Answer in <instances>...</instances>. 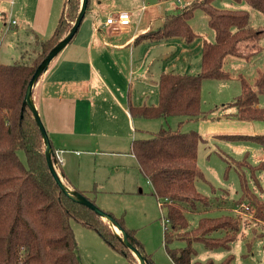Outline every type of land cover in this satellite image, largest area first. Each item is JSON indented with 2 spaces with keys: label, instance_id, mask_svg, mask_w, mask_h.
<instances>
[{
  "label": "trees",
  "instance_id": "trees-1",
  "mask_svg": "<svg viewBox=\"0 0 264 264\" xmlns=\"http://www.w3.org/2000/svg\"><path fill=\"white\" fill-rule=\"evenodd\" d=\"M215 1L194 0L181 10L168 13L159 29L149 30L136 39L152 41L178 36L191 43L200 35L190 23L196 9L207 14L208 24L215 31L214 41H203L201 70L161 73L158 102L131 104L132 117L175 115L194 119L204 116L201 110L203 80L230 78L231 73L225 68L228 56L248 60L262 50L259 40L264 36V27L249 24V10L218 7ZM234 1H246L264 13V0ZM80 4L81 0L65 1L54 32L40 41V48L31 61L0 62V264H83L72 219L95 230L115 251L137 263L132 251L107 222L61 189L48 167L34 114L28 106L23 108L32 75L70 29ZM239 78L242 90L233 102L237 106L233 115L240 119L264 120V107L259 105V97L264 94V66L257 68L253 81L243 74ZM219 137L254 141L264 146V134L227 133ZM204 140L195 129L183 131L171 127H162L151 135L132 140L131 150L140 169L165 209L164 244L175 264H232V253L221 261L197 260L194 243L201 242L211 249H230L234 241L246 236L248 219L234 211L244 199L239 196L228 207L226 201L221 200L214 206L213 199L197 188L198 149ZM66 183L73 187L67 180ZM76 189L87 195L88 191ZM248 200L249 207L254 209L253 218L264 224V198L248 195ZM200 207L204 215L191 227L187 213L196 212ZM114 217L135 238L148 263L159 264L152 254L146 253L135 230L126 226L124 215ZM252 240L247 242L249 247Z\"/></svg>",
  "mask_w": 264,
  "mask_h": 264
},
{
  "label": "rangeland",
  "instance_id": "rangeland-1",
  "mask_svg": "<svg viewBox=\"0 0 264 264\" xmlns=\"http://www.w3.org/2000/svg\"><path fill=\"white\" fill-rule=\"evenodd\" d=\"M95 1L92 0L91 4ZM120 1H125V5L131 8L136 7L137 2H141V0ZM154 1L157 0H146V3ZM214 4L224 8L247 9L250 12L249 24L254 27H264V13L246 1L216 0ZM153 9H157V7L152 5L148 8V10ZM140 11L141 9H137L133 16H138ZM192 23L200 35L195 39L189 53H183L181 47L187 45V42L182 38L178 37L175 42L171 41V46H168L174 51L173 57L178 58L177 60L181 58L180 63L173 64V61L168 63V65L173 64V67L170 68L173 71H185L187 64H181L185 60L182 55L191 60L190 68L187 69L193 68L192 62H196V51H198L196 50L197 42L202 43L204 37L213 39L211 32L215 33V31L209 26L208 16L202 9H196ZM14 38H16L15 31H0V50L5 51ZM259 45L262 50L251 59L247 60L237 56L226 58L225 68L230 71V78L203 80L201 110L204 116L194 119H185L175 115L167 118H136L134 129L126 126L119 129V135L115 140L100 146L101 152L89 153L91 146L83 145L79 147L81 155L74 153L70 157V161L65 159V164L67 163L75 179H82V186L87 189H95V191L86 192L87 195L92 197L100 208L118 217L124 215L126 226L135 230V236L143 244L146 253L152 254L154 260L159 264H175L168 255L164 244L165 209L160 206L152 183L140 169L137 157L131 150L132 140L136 137L151 135L162 127L180 128L183 131L195 129L201 134L211 133V131L223 133L239 131L240 118H234L233 115H231L232 117L228 115L220 117L221 111L219 110H221L222 103H225L224 100L230 98L235 100L240 94L242 90L240 74L253 81L257 68L264 66V36L259 40ZM39 48L40 45L37 50ZM199 53L201 56V50ZM36 54L35 50L30 61ZM171 55V53L168 54V60ZM166 57L167 55L163 56L164 59L156 58L153 65L158 66L159 63H164ZM0 59L6 62L27 61V59L19 57L5 60L1 56ZM153 80H158L156 74L152 79L150 78V81L143 84L146 86L143 89L144 97L150 103H153L152 99L157 96L158 92V83H154ZM259 105L264 107V94L259 97ZM227 109L236 110L237 106L233 102H229ZM205 138L208 140L201 142L198 149L200 175L196 180L197 188L201 193L213 199L214 206L224 200L228 207L229 203L240 196L244 199L243 203L238 205L234 211L240 212L243 218L248 219V226L245 227V238L239 237L232 243L230 249H211L201 242L194 243L197 249L195 258L200 261L209 258L221 261L232 253L234 254L232 264H264V224L253 218L254 209L249 207L248 200V195L264 198V146L254 141L220 139L213 134ZM59 154L63 153L59 151ZM56 164L58 165L57 162ZM62 167L67 173V168ZM187 215L191 227H194L198 219L204 215L203 208L200 207L196 212H188ZM111 225L116 232V226ZM72 226L76 232L83 264H136L117 251L115 253L117 257L105 256L104 252L92 246V241L88 236L82 234V231L93 229L74 219H72ZM93 232L96 231L93 230ZM116 233L120 234V232ZM250 240H252V245L249 247L247 242ZM95 259H99V263Z\"/></svg>",
  "mask_w": 264,
  "mask_h": 264
},
{
  "label": "crops",
  "instance_id": "crops-1",
  "mask_svg": "<svg viewBox=\"0 0 264 264\" xmlns=\"http://www.w3.org/2000/svg\"><path fill=\"white\" fill-rule=\"evenodd\" d=\"M65 1L0 0V31L16 32V38L12 39L5 51L0 50V58L2 56L6 60L19 57L30 60L40 41L54 32ZM191 1L157 0L146 3V0H141L136 7L131 8L125 5V1L96 0L88 8L74 38L40 76L34 86L33 99L48 131L54 154L57 153L62 159L55 166L72 188L91 190L82 186V179H75L67 163L65 164V159L70 161L74 153L81 155L79 147L83 145L91 146L89 153L101 152L100 146L115 140L119 129L124 126L134 129L136 118L130 113V105L154 104L159 100L158 91L157 96L152 99L153 103L147 102L143 90L146 86L143 84L150 81L155 74L159 79L163 72H179L170 68L174 63H180L181 58L177 60L178 58L173 57L174 51L168 47L178 36L152 41L136 39L149 30L159 29L168 13L181 10ZM152 5L157 9L148 10ZM137 9H141L140 14L133 16ZM121 10L130 11L131 21L115 29L106 20ZM192 18L190 23L194 28ZM12 19L17 21L16 24H10ZM211 33L213 39L204 37L202 43L197 42L198 59L196 57V62H192L193 68L187 69L190 68L191 60L188 55V58L182 55L185 60L181 64H187L182 73H198L201 70L202 55L199 52H202L204 39L215 40V33ZM193 43L195 39L181 47L184 54L189 53ZM169 53L172 55L168 60ZM166 55L164 63L153 65L156 58L164 59L163 56ZM1 60L0 62H6ZM170 61L173 64L168 65ZM153 82L158 83V80ZM233 100H224L225 103H222L219 110L220 117H232L236 112L237 109H227L229 102H234ZM233 117L235 118L234 115ZM239 121L240 130L234 132L264 134V120ZM234 132L211 131L200 134L206 141L208 139L205 137L210 134L219 137L220 134ZM59 151L63 154H59ZM62 166L67 168V173ZM82 234L88 236L92 246L104 252L105 256L117 257L116 251L93 230L82 231ZM95 260L99 263V259Z\"/></svg>",
  "mask_w": 264,
  "mask_h": 264
},
{
  "label": "water",
  "instance_id": "water-1",
  "mask_svg": "<svg viewBox=\"0 0 264 264\" xmlns=\"http://www.w3.org/2000/svg\"><path fill=\"white\" fill-rule=\"evenodd\" d=\"M89 6V0H81L80 8L78 11V15L76 19L73 21L70 29L65 33V35L51 48V50L47 53V55L42 59L40 64L37 66L34 74L32 75L29 84L27 86L26 94L23 100V108L28 106L36 119V122L39 126L42 140H43V151L45 154V158L48 164V167L53 174L54 178L56 179L57 183L60 185L61 189L71 198L87 205L91 208L101 219L109 224L112 228V223L115 224L119 230L120 234H117L114 230V233L121 239V241L132 251L134 256L137 259L138 264H149L147 256L139 249L135 238L128 233V231L123 228L119 222L115 219L114 215L102 208H100L90 197L83 194L76 188H72L69 186L64 177L60 176L55 168L54 163L56 164L55 154L52 148V143L44 124V121L41 117L39 109L34 102L33 99V91L34 86L36 85L37 81L39 80L40 76L44 73L45 70L48 69L52 60L71 42L74 38L75 34L78 32V29L82 23L83 18L85 17ZM136 254V255H135Z\"/></svg>",
  "mask_w": 264,
  "mask_h": 264
},
{
  "label": "built area",
  "instance_id": "built-area-1",
  "mask_svg": "<svg viewBox=\"0 0 264 264\" xmlns=\"http://www.w3.org/2000/svg\"><path fill=\"white\" fill-rule=\"evenodd\" d=\"M131 21V13L128 10H121L116 15L109 16L106 20L107 24L113 25L115 29H119L122 26H125L129 24ZM16 20L12 19L10 20V24H16ZM57 163H61L62 159L59 157V155L56 153L55 155Z\"/></svg>",
  "mask_w": 264,
  "mask_h": 264
},
{
  "label": "bare ground",
  "instance_id": "bare-ground-1",
  "mask_svg": "<svg viewBox=\"0 0 264 264\" xmlns=\"http://www.w3.org/2000/svg\"><path fill=\"white\" fill-rule=\"evenodd\" d=\"M54 165H56V166H57V164H55V163H54ZM56 166H55V168H56V170H57L58 174H59L60 176H62V175H61V173H60V170H59V168H58V167H56ZM112 224H113V223H112ZM113 225H114V227L116 226L115 224H113ZM115 229H116V232H120V230H119V228H118L117 226L115 227ZM135 255H136V254H135Z\"/></svg>",
  "mask_w": 264,
  "mask_h": 264
}]
</instances>
